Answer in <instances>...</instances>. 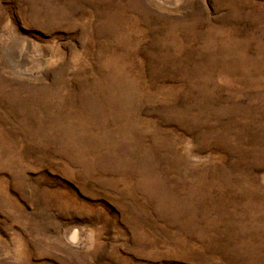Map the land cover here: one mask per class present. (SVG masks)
<instances>
[{"label": "rangeland", "instance_id": "obj_1", "mask_svg": "<svg viewBox=\"0 0 264 264\" xmlns=\"http://www.w3.org/2000/svg\"><path fill=\"white\" fill-rule=\"evenodd\" d=\"M0 264H264V0H0Z\"/></svg>", "mask_w": 264, "mask_h": 264}]
</instances>
